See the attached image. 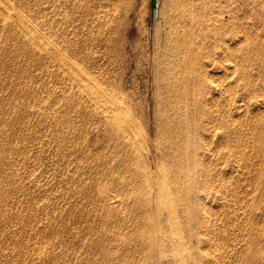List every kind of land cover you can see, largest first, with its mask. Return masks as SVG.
Listing matches in <instances>:
<instances>
[{
	"label": "rangeland",
	"instance_id": "374dc122",
	"mask_svg": "<svg viewBox=\"0 0 264 264\" xmlns=\"http://www.w3.org/2000/svg\"><path fill=\"white\" fill-rule=\"evenodd\" d=\"M0 2L7 5L0 9V264H167L156 250L149 253L142 233L149 223L143 176H160L162 162L176 169L179 155L194 162L198 179L204 175L198 190L206 189L196 197L218 216L214 234L222 233L224 258L264 264L263 0H160L153 31L150 0ZM19 14L36 28L26 29ZM184 26L201 50L196 70L205 81L189 92L184 82L196 74L174 54L184 43L175 31ZM225 45L237 54L234 77L223 68ZM218 82L233 96L215 89ZM102 90L110 102L121 100V107L112 101L115 110L105 101L109 116L95 103ZM124 114L139 126L129 129L135 147L117 126ZM186 129L195 157L185 153ZM206 143L213 152L206 154ZM237 159V171L223 167Z\"/></svg>",
	"mask_w": 264,
	"mask_h": 264
},
{
	"label": "bare ground",
	"instance_id": "6f19581e",
	"mask_svg": "<svg viewBox=\"0 0 264 264\" xmlns=\"http://www.w3.org/2000/svg\"><path fill=\"white\" fill-rule=\"evenodd\" d=\"M264 1V0H263ZM159 3H160V0H159ZM7 5H5L3 2H0V9H4L6 8ZM264 9V8H263ZM183 12H186L187 13V10H188V7H184L183 9ZM158 12H159V4H158V7H157V15H158ZM19 18H20V21L22 23V25L26 28V29H32L34 30L36 28V24L29 18H27V16L25 15H22V14H19ZM157 16L155 17L154 20L151 19V22H150V30H154L155 29V20H156ZM192 33L193 31L191 30V26H184L182 27L180 30L178 31H175V35L177 37H183V45L182 46H175V57L178 58V63L180 64V66H183L184 69L189 72V73H194L196 74L195 77L192 76V78L186 80L184 82V85L187 87L186 91L189 92V90H192L194 91L195 88H198L201 87V85H204L205 86V81L204 79L202 78L201 74L199 75L196 68L198 66V57L200 55V52L201 50L198 48V45L195 41H193V38H192ZM33 37V36H32ZM31 37V39H33ZM35 39V38H34ZM221 53H223L226 57V63L225 65H223V68L226 70V71H229L231 70V76L234 77L236 75V72L238 70V61H237V54L234 52V48L230 47L229 45H225L223 46V48L221 49L220 51ZM177 54H179V56H177ZM172 65V64H171ZM169 67V66H168ZM174 68V67H173ZM174 70V69H173ZM171 71V69H170ZM191 77V76H190ZM171 80V79H170ZM195 84V85H193ZM232 84V82H231ZM203 86V87H204ZM99 89H102L99 87ZM99 89H96V90H99ZM179 89H182V88H179ZM204 89V88H203ZM215 89H219V91L227 96L230 97L233 96V93L234 91L228 87L227 85H224V89H223V85L221 83H216L215 84ZM235 89V88H234ZM104 90V89H103ZM102 90V91H103ZM184 90V89H183ZM100 91V90H99ZM98 91V92H99ZM101 91V92H102ZM180 91V90H179ZM178 91V92H179ZM201 95L199 96V99L201 101H207V95L206 93L201 90ZM101 92H99L101 94ZM104 92V91H103ZM174 92V91H173ZM184 92V91H183ZM105 92L103 94H101V96L103 95L104 96ZM185 94V92H184ZM188 94V93H187ZM190 94V93H189ZM188 94V95H189ZM188 95H185V96H188ZM191 96V95H190ZM101 98V97H100ZM108 96H104V98H102L101 100L96 98V102L98 106V108H101V110L105 111V114L107 116H109V109L108 106L106 105V102L108 99ZM190 98V97H189ZM105 99V100H104ZM113 99V98H111ZM116 99V98H115ZM115 99H113L112 101L115 102ZM180 99V98H178ZM104 100V102H100ZM110 100V99H109ZM108 100V101H109ZM117 100V99H116ZM181 100V99H180ZM187 100V99H186ZM232 100V103H235L236 102V99L233 98L231 99ZM107 101V103H108ZM112 101L110 102L109 101V104L112 103ZM121 100H118L117 102H113L114 105L115 104H121L120 103ZM179 101V100H178ZM229 102V98L227 100ZM124 102V101H123ZM122 102V103H123ZM181 103V101H179ZM199 102V101H198ZM113 103L111 104V106H113ZM187 103V101H186ZM193 103V102H191ZM200 103V102H199ZM197 104V105H201V104ZM206 103V102H204ZM209 103H207L208 105ZM125 105V103H124ZM123 105V106H124ZM175 105V104H174ZM196 105V107H197ZM122 106V104L120 105V107ZM180 106V105H179ZM190 106V105H189ZM193 106V105H192ZM191 107V109L193 110V108ZM239 107H242V104H238ZM119 106L117 105L116 108H118ZM181 107V106H180ZM185 107V106H183ZM202 108V107H200ZM206 108V107H205ZM112 109L115 110V107L113 106ZM111 109V110H112ZM179 109V108H178ZM190 109V110H191ZM199 109V107H197V110ZM110 110V111H111ZM114 110H113V113H114ZM118 110V109H117ZM177 110V109H176ZM187 112L189 110V108L187 109ZM206 111V109H204ZM208 110V109H207ZM218 109H212V112L216 115V112ZM196 111V110H194ZM199 111V110H198ZM197 111V112H198ZM177 112V111H176ZM182 112V111H181ZM180 112V113H181ZM202 112V111H201ZM178 113V112H177ZM179 113V114H180ZM189 113V112H188ZM187 113L186 116H188L189 114ZM192 113V111H191ZM190 113V115H191ZM170 114V113H169ZM199 114V112L197 113ZM204 114V113H203ZM202 114V115H203ZM209 114V113H207ZM115 115H116V120H117V114L115 112ZM115 115H114V118H115ZM125 115V114H124ZM123 115V116H124ZM193 115V114H192ZM211 115V114H210ZM174 116V115H173ZM178 116V114H177ZM199 116V115H197ZM194 118L193 120H197V117ZM204 116L206 115H203V119H204ZM213 116V115H212ZM131 116H127L125 115L124 116V119L121 120V119H118L117 122V126L119 125L118 122L121 124L119 125L121 131H123L124 133V140L130 144L131 146L135 145L136 143V136H132L131 133H129V129H132V130H136V129H139V126L138 124L133 120V118H130ZM189 117V116H188ZM187 117V121L189 122V119ZM208 117L209 119V116H206ZM215 117V116H214ZM172 118V117H171ZM175 118V117H174ZM184 118V117H183ZM167 119V118H166ZM192 118H190L191 120ZM199 119V118H198ZM203 119L200 120L202 122ZM212 119V118H211ZM121 120V121H119ZM173 120V118H172ZM176 120V119H175ZM174 121V123H176ZM181 120V119H179ZM185 120V118H184ZM166 121V120H165ZM172 121V122H173ZM186 121V120H185ZM186 121V123H187ZM200 121V122H201ZM207 121V119H206ZM224 121V120H223ZM191 122V121H190ZM200 122L198 124H200ZM226 122V121H225ZM185 122H183L182 124H184ZM194 123V122H193ZM233 123V122H232ZM116 124V123H115ZM163 124V123H162ZM189 124V123H188ZM204 124V123H202ZM234 124V123H233ZM231 124V125H233ZM170 125V124H169ZM178 125V124H177ZM186 125V124H185ZM193 125V124H191ZM201 125V124H200ZM187 126V125H186ZM204 126V125H203ZM213 126H216V125H213ZM213 126H209V127H212ZM227 126V125H226ZM118 128V130H120ZM169 127V126H168ZM208 127V126H207ZM179 128V126H178ZM176 129V130H181V128L179 129ZM212 128H210L212 130ZM193 129V127L190 128V130ZM201 129V128H200ZM189 129H186V137H187V140L185 142L184 145L187 146L186 148V151L185 153L189 155H196L198 154L197 151H195V144L193 147H191L190 145L191 144V141L190 140V137H193V130L190 131ZM198 130V129H197ZM203 130V129H202ZM208 129H206V132H207ZM167 131V130H166ZM170 131H172L170 129ZM183 132V130H181ZM196 131V130H195ZM205 131V130H203ZM196 132H199V131H196ZM201 132V131H200ZM200 132L198 134V136L200 135ZM167 133H171V132H167ZM204 133V132H203ZM181 134V133H180ZM197 134V133H196ZM202 134V132H201ZM178 135V134H177ZM176 133H174V135L172 136H177ZM204 135V134H203ZM182 136V134H181ZM197 135H195L196 137ZM197 136V140L198 137ZM202 136V135H201ZM206 136V135H205ZM204 136V138H205ZM178 137V136H177ZM177 137H175L177 139ZM180 137V136H179ZM178 137V138H179ZM260 137V136H259ZM180 138H183L180 137ZM202 138V137H201ZM142 139V138H141ZM195 139V138H194ZM193 139V140H194ZM203 139V138H202ZM226 139V138H225ZM140 140V139H139ZM143 140V139H142ZM185 140V139H184ZM205 140V139H204ZM203 140V141H204ZM156 141V140H155ZM172 141L175 142L174 138L172 139ZM178 141V140H177ZM180 141H182L180 139ZM180 141H178L177 143H180ZM196 141V140H195ZM194 141V142H195ZM202 141V140H201ZM201 141H198V144L201 142ZM262 141V140H260ZM259 141V142H260ZM140 142H142L140 140ZM139 142V143H140ZM147 142V140L145 141V143ZM206 142V141H204ZM224 142H226L224 140ZM158 143V142H157ZM156 143V144H157ZM197 143V142H195ZM141 144V143H140ZM143 144H144V141H143ZM147 144V143H146ZM202 143H200V146L202 147L201 145ZM126 145V144H125ZM124 145V146H125ZM142 145V144H141ZM140 145V146H141ZM169 145V144H168ZM181 145V144H180ZM220 145V144H219ZM223 145V144H222ZM261 145V144H260ZM264 145V143H263ZM136 146V145H135ZM134 146V147H135ZM146 146V145H145ZM148 146V145H147ZM153 146H155L153 144ZM178 145H176V148H177ZM183 146V145H181ZM199 146V145H198ZM205 150H206V154L207 153H211L213 152V147L209 144V143H206L205 145ZM230 146V145H229ZM173 148H175V146H172ZM220 148V146H218ZM216 147V148H218ZM225 147V145H224ZM259 147H262V146H259ZM143 148V147H142ZM146 148V147H145ZM150 147H148L149 149ZM200 150H202L200 147H198ZM197 148V149H198ZM204 148V147H202ZM219 148H218V151H219ZM231 148V147H230ZM131 149V147H130ZM138 149V148H137ZM146 149L148 152L149 150ZM158 149V148H156ZM159 149H162L161 147H159ZM169 149V148H168ZM171 149V148H170ZM179 149V148H178ZM183 149V148H182ZM262 149V148H261ZM145 150V149H143ZM145 150V151H146ZM176 150V149H175ZM180 150V149H179ZM223 150V149H222ZM221 150V151H222ZM228 150V149H227ZM129 152V150H126ZM133 151V150H132ZM141 151V150H140ZM157 151V150H156ZM216 151V154L217 155H220L219 152ZM263 149L261 150V153ZM142 152V151H141ZM158 152V151H157ZM171 152V151H169ZM169 152L167 150L164 151L165 155L163 156V158H169V161H171L172 159V155L169 154ZM203 152V151H202ZM230 152V151H229ZM183 153V152H182ZM147 155V153H146ZM151 155V154H150ZM159 155V154H158ZM205 155V154H204ZM227 155V153H226ZM140 156V155H139ZM176 156V155H175ZM173 156V157H175ZM188 156H186L187 158H189ZM223 156V155H222ZM128 157V156H127ZM151 157V156H150ZM195 157V156H194ZM234 157V156H233ZM131 158H134V157H131ZM152 159V158H151ZM158 159V157H157ZM185 155H179L177 157V162H176V169L175 167L173 166V162L169 163V165H164L163 164V160L160 162L161 164H159V171H161V174L160 176H157V177H152L151 174L149 172H147L145 169L144 171V202H146L147 204V207H146V212H147V217H148V221L149 223L147 224L148 228H146L145 231H142V233H144L145 237L148 238L149 240V243H150V246H148L147 249H149V253L151 254L153 251H157V253H159V257H162V261L164 260L165 262H167V264H227L225 263L224 261L226 260L224 257L226 256V254H228V250H227V246L225 247V245H223L222 243L220 244L219 241L220 239L217 238L219 235H221L218 231H220V229L217 228V224H219V219H218V216H215V215H212L209 210L205 207V204L202 202L199 203V201H197V197L199 196L198 193H200V191L202 190H205L203 187L201 188L202 190H198L199 189V186H201L199 184V180H202L204 175H200L202 176V179H198V175H197V170H194L193 169V165H194V162L192 161L191 162H188V159L187 162L185 160ZM198 159V158H197ZM148 160V159H147ZM185 160V162H183ZM175 161V160H174ZM190 161V160H189ZM236 161V160H235ZM241 161V160H240ZM239 159H237V164L234 162V163H230L232 166L230 165H224L223 167L226 168V169H230V170H235L237 171L241 165ZM127 162V161H126ZM158 162V161H157ZM130 163V162H129ZM138 163V162H137ZM153 162H151L152 164ZM204 163V162H203ZM208 163V162H207ZM206 163V164H207ZM209 164V163H208ZM227 164V163H226ZM131 165V164H130ZM156 165H158V163H156ZM203 165V164H201ZM205 166V165H204ZM222 166V165H221ZM220 166V168H221ZM157 168V167H156ZM199 168V166L197 167ZM196 168V169H197ZM223 168V169H224ZM138 170V169H137ZM158 170V168H157ZM200 169H198V172H199ZM225 170V169H224ZM159 171H156L159 173ZM136 172V171H135ZM152 172L154 173L155 171L152 170ZM201 172V171H200ZM157 173V174H158ZM204 173V172H203ZM216 173V171H215ZM219 173H220V170H219ZM264 173V172H263ZM200 174V173H198ZM208 174V173H207ZM217 174V173H216ZM261 174V173H260ZM154 175V174H153ZM216 175H214L215 177ZM264 176V174H263ZM217 177V176H216ZM208 178V177H207ZM211 178V177H210ZM219 178V177H218ZM217 178V179H218ZM256 178V177H255ZM258 178V177H257ZM223 179V178H221ZM220 179V181H221ZM262 180V179H261ZM210 181V179H209ZM258 181V180H257ZM202 182V181H200ZM214 182V181H213ZM224 182V181H223ZM235 181H233L234 183ZM259 182V181H258ZM262 182V181H261ZM260 182V183H261ZM263 182H264V179H263ZM218 185H220L219 182H217ZM259 183V184H260ZM236 184V183H235ZM206 185V184H205ZM223 185V184H222ZM233 185V184H231ZM230 185V186H231ZM264 185V183H263ZM263 185H261L263 187ZM204 186V185H203ZM227 186V185H226ZM206 187V186H205ZM219 187V186H218ZM235 187V186H233ZM139 188V187H137ZM136 188V189H137ZM231 190H232V187H230ZM229 188V189H230ZM264 189V188H263ZM220 190V189H218ZM226 190L227 187H226ZM234 190V189H233ZM230 191V192H233ZM224 191H225V188H224ZM223 189L221 192H224ZM262 191V190H261ZM264 191V190H263ZM141 192V191H140ZM236 192V191H235ZM264 193V192H263ZM198 194V196H197ZM203 194V193H201ZM233 195V193H232ZM236 195V194H234ZM197 196V197H196ZM203 196H207V195H203ZM219 198H221L224 202H228V198H227V195L224 196V195H218ZM260 196V194H259ZM202 197L199 196V198ZM263 196H261V199L263 200L262 198ZM196 200H195V199ZM206 198V197H205ZM257 198V196H256ZM255 198V199H256ZM260 198V197H259ZM202 199V198H201ZM197 201V202H196ZM226 202V203H227ZM143 203V202H142ZM203 203V204H202ZM229 203V202H228ZM149 205V207H148ZM254 208V207H253ZM250 212V211H249ZM253 212V211H252ZM250 214V213H249ZM195 225V228H193ZM219 226V225H218ZM222 226V227H221ZM221 229H223V225H220ZM218 229V231H216L218 234L217 237L215 236L214 232L215 230ZM203 230V231H202ZM205 230V231H204ZM258 230V229H257ZM187 231L190 233H187ZM224 231V230H223ZM222 232V230H221ZM224 233V232H223ZM254 233V232H253ZM259 233V232H258ZM187 234H192L194 239L197 238V244L196 241L194 242V244H192L193 242V239L189 240L187 238ZM226 234V233H225ZM254 235V234H253ZM196 236V238H195ZM222 236V235H221ZM220 236V237H221ZM190 237V236H189ZM223 237H224V234H223ZM222 237V238H223ZM228 237V236H227ZM255 237V236H254ZM260 237V235H259ZM221 238V239H222ZM252 238V237H251ZM227 240V239H225ZM250 240V239H249ZM224 241V240H222ZM202 242H204V244L206 245L209 244V245H212L214 246L215 249L212 248V246H209L212 248V250H209L205 247L202 246ZM228 242V240H227ZM250 243V241L248 242ZM201 244V245H200ZM203 244V245H204ZM226 244V243H225ZM228 245V243H227ZM249 246V245H248ZM248 248V247H247ZM258 248V247H257ZM163 249H165V253L163 252ZM254 249H252L253 251ZM256 250V249H255ZM254 250V251H255ZM248 251V250H247ZM246 253V252H244ZM252 253V252H251ZM256 253V251H255ZM253 254V253H252ZM231 255V253H230ZM230 255H229V258H230ZM246 256V255H244ZM250 256V255H249ZM248 256V257H249ZM256 256V255H254ZM253 257V255H252ZM223 258H224V261H223ZM227 258V257H226ZM246 258V257H245ZM250 260H251V257H249ZM231 260V258H230ZM248 260V258H247ZM246 260V262H247ZM254 260V259H253ZM249 261V260H248ZM226 262H228V260H226ZM253 262V261H252ZM229 263V262H228ZM250 263V261H249ZM230 264V263H229Z\"/></svg>",
	"mask_w": 264,
	"mask_h": 264
},
{
	"label": "water",
	"instance_id": "95a60500",
	"mask_svg": "<svg viewBox=\"0 0 264 264\" xmlns=\"http://www.w3.org/2000/svg\"><path fill=\"white\" fill-rule=\"evenodd\" d=\"M151 4V19L154 20L157 16V7L159 4V0H150Z\"/></svg>",
	"mask_w": 264,
	"mask_h": 264
}]
</instances>
